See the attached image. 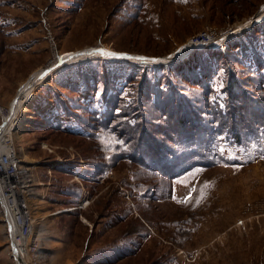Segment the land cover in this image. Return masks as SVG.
<instances>
[{
	"label": "rangeland",
	"instance_id": "rangeland-1",
	"mask_svg": "<svg viewBox=\"0 0 264 264\" xmlns=\"http://www.w3.org/2000/svg\"><path fill=\"white\" fill-rule=\"evenodd\" d=\"M263 8L264 0H0V104L7 113L10 102L2 99L12 84L5 79L20 77L9 92L18 86L17 96L20 85L59 53L85 52L31 88L18 116L23 126L13 129L14 149L36 191L29 199L42 251L29 254L27 263L264 264V118L253 126L247 147L226 141L231 138L222 131L206 156L223 161L174 179L139 169L141 155L132 147L138 131L123 133L136 127L158 140L160 156H167L175 148L174 122L162 115L152 125L158 117L150 116L160 113L153 105L173 92L209 118L210 106L226 98L228 73L264 106V76L257 74L264 69L250 59L251 52H264V24L259 33L242 36ZM246 23L245 30H233ZM207 29L231 32L225 47L238 37L240 48L232 49V42L210 48L227 55L199 84L168 65L186 60L188 52L173 53ZM13 49L21 55L1 58ZM101 50L107 52L89 55ZM121 53L153 62L114 59ZM169 55L178 57L157 64ZM147 87L150 100L142 97ZM114 113L120 116L113 119ZM2 223L0 216V264H15Z\"/></svg>",
	"mask_w": 264,
	"mask_h": 264
},
{
	"label": "trees",
	"instance_id": "trees-1",
	"mask_svg": "<svg viewBox=\"0 0 264 264\" xmlns=\"http://www.w3.org/2000/svg\"><path fill=\"white\" fill-rule=\"evenodd\" d=\"M261 24H264V21L256 24L247 32H243L244 34L242 33V36L251 33H259L261 30L259 26ZM237 39L238 37H235L230 41V43H233L231 46L232 49L239 50L240 45ZM230 43L229 45L227 44L225 48L230 47ZM226 53L227 52L223 49H195L188 54L186 60H183V62L181 61L178 65L170 64L168 67L180 71L189 81L194 83L198 82L200 84L204 79H208L212 76L215 72V63L218 64L219 67V63L217 62L225 57L227 55ZM253 53V56L252 52L250 53V59L254 60V64L256 67L258 66L259 71L263 70L264 52L259 53L254 51ZM236 60L241 62L242 59L239 60L236 58ZM241 63L244 64L243 62ZM260 73L261 72L257 73L258 76L263 77L264 73ZM51 75L52 74H50V76ZM198 76H202V78ZM160 81H158L157 84H162ZM226 82L224 90L226 98L223 102H220L222 106L218 104L217 107L214 108L209 105L213 110L212 113L208 114L209 118H205L199 114L204 112L200 111L202 107L199 109L196 106L197 103L192 106L182 96H179L181 99L176 98L173 92L164 94L161 98L162 104L156 103L153 105L162 114L159 113V116L158 114L155 116L149 115L150 118L158 117V121H156L157 119L149 121L152 125H159L162 115L165 117L168 115L167 121L171 123L172 121L174 122V130L171 131H174L176 135V138L173 139L175 148L171 153L167 152V156L163 158L160 156L157 149L158 140L153 141L152 138L145 137L141 130H136V127L126 126V129L123 131L125 135L133 132L132 128H134L136 133L138 131V139L135 140L136 143L132 147H135L134 155L140 153L141 156L138 158V163L135 165L148 173L156 174L167 179H174L184 172L189 171L191 168H210L211 166L221 163L223 161L222 156L218 155L208 159L206 153H213L215 149L213 140L216 134L222 131L227 132L228 136L231 138L226 141H231L238 147H247L248 139L252 133L256 131L253 129V126L255 124L262 125L260 123V118H264V106H262L263 103L254 101L251 98L250 90L242 88V83L235 76L230 75V73L226 74ZM203 86L206 91L209 92L210 87L207 86V84ZM164 87L165 88H161V90L166 92V86ZM142 92V97L146 99L147 96V99H149L150 92L148 87L147 92L143 90ZM118 100L119 96L115 95L113 104H115V102L117 103ZM116 109H118L120 114L123 111V109L118 107H116ZM250 111H254L253 114ZM120 114L114 113L113 119H116ZM139 116H141V114ZM145 123H147L146 120ZM245 130L248 132L247 135L243 134ZM255 141L258 142L259 138ZM217 143L221 144V141H217ZM224 144L226 143L224 142ZM144 188L147 191L150 190V188L142 187L140 189L136 186V189H140V191ZM142 195L143 194H141V196Z\"/></svg>",
	"mask_w": 264,
	"mask_h": 264
},
{
	"label": "built area",
	"instance_id": "built-area-1",
	"mask_svg": "<svg viewBox=\"0 0 264 264\" xmlns=\"http://www.w3.org/2000/svg\"><path fill=\"white\" fill-rule=\"evenodd\" d=\"M46 27L48 28L47 23ZM228 37L229 35L225 36V33H218L212 29L204 30L200 35L191 37L186 43L188 54L195 49L223 48ZM46 39L50 44H53V38L48 31L46 32ZM5 113L6 108H3L0 111L2 119ZM34 189L35 183L30 169L19 157L13 144L6 139L0 147V216L3 222V230L8 236L10 246L11 243L17 249L24 246L29 254L40 256L37 250L39 241L35 231L37 223L32 217L29 199V196L36 195ZM10 251L13 257L15 254L13 249ZM14 263L18 264L15 261Z\"/></svg>",
	"mask_w": 264,
	"mask_h": 264
},
{
	"label": "bare ground",
	"instance_id": "bare-ground-1",
	"mask_svg": "<svg viewBox=\"0 0 264 264\" xmlns=\"http://www.w3.org/2000/svg\"><path fill=\"white\" fill-rule=\"evenodd\" d=\"M254 19L255 20H258L257 23L259 21H261L262 19H264V8H263V10L258 15L255 16ZM247 23H249V22H247ZM246 24L243 25L242 27H236L233 30L239 32L241 29H243L244 26L247 27L249 25V24H247V25ZM233 30H231V31H233ZM227 33H229V34H227ZM227 33L225 34V36L232 34L231 32H227ZM234 33H236V32H234ZM181 49L182 50H185V51H176L173 54L174 55H182V54L185 53V55H186V52H188V50L185 48V45L182 46ZM105 52H107V51H104V50L103 51H93L89 55L92 56V54H93V56H99L100 53H105ZM84 54H85V52H81L80 53V56H78V54H76L75 52H71V51L59 53L58 55H56V58L53 61H51L50 64L47 65L48 68L46 67L47 68L46 70L49 69L48 70V72H49L50 71V68H52L53 64H56V63L59 62L58 61V57L59 56H60L59 58H60L61 61L77 62L79 58L80 59L83 58L82 55H84ZM162 60L160 62H158L157 64L166 61L165 58H164L163 61ZM149 62L152 63L153 61H150L149 60L148 63ZM46 70L41 71V72H37L36 74L33 73V75L30 76V81L27 82V83H25V84H23L20 87V91L17 94L18 98H16V100L14 101V104H12V102H11L10 106L7 108L8 113L6 112L3 115V121L0 124V147L5 143V140L6 139L9 140V142L11 144H13L12 143L13 134H15V133L17 134L18 133V132H15L16 130H13V129H16L18 127V130H19L23 126V125L18 124V122L20 121L18 116L20 115L21 111H24L25 110V108H26V106H25L26 100L29 98V96H30V98L32 97L31 96L32 95L31 88L34 87V86H36V85H38V84H40L41 82H43L46 79V76H45L46 75V72H47ZM43 77H45V79H42ZM2 110H3V107H0V111H2ZM30 118H32V117H30ZM13 131H14V133H13ZM64 209L67 210L69 208H64ZM62 212H65V211H62ZM7 238H8V236H7ZM8 245L10 246L9 241H8ZM11 246H10L11 247L10 250L13 249V251L15 253V254H13V258L16 259V261L19 264H29V262L27 263V261H29L30 256H29V253L26 252V248L23 246V247L17 249V247H15L13 243H11ZM40 248H37L38 254H40L39 252H41V249ZM10 254H11V251H10Z\"/></svg>",
	"mask_w": 264,
	"mask_h": 264
},
{
	"label": "water",
	"instance_id": "water-1",
	"mask_svg": "<svg viewBox=\"0 0 264 264\" xmlns=\"http://www.w3.org/2000/svg\"><path fill=\"white\" fill-rule=\"evenodd\" d=\"M255 16L256 15H254L253 16V19L252 20H250V22H249V24H250V26L248 27V28H251L252 26H254L255 24H257V21L258 20H255L254 18H255ZM248 28H246V29H248ZM241 30H245V27L243 28V29H241ZM184 45V44H183ZM182 45V46H183ZM186 45V44H185ZM181 46V47H182ZM188 45H186L185 46V48L186 49H188V47H187ZM180 47V48H181ZM179 48V50L178 51H185V50H182V49H180ZM85 49H82V51H84ZM81 50H76L75 52L76 53H79ZM122 55H119V57H117V58H114V59H116V60H127V61H132V62H136V61H133V60H129V58L130 59H135L136 57L138 58V59H135V60H138V62H143V63H148V61H145L144 60V57L145 56H140V55H137V54H127V53H121ZM188 55V54H187ZM124 56H126V57H124ZM60 57V56H59ZM58 57V63H56V64H53V66H52V68H50V71L48 72V70H46L47 68H45L44 70H46L47 72H46V78L54 71V70H56L58 67H61V66H63V65H66V64H69V62L68 61H61L60 60V58ZM178 56H174V55H169L167 58H166V61L165 62H162V63H160V64H166L167 62H170V60L171 59H174V58H177ZM92 58V57H91ZM88 59H90V58H88ZM85 60H87V59H85ZM84 60V61H85ZM42 79H45V77H43ZM16 98H18V96H15L14 98H13V100H12V104H14V101L16 100Z\"/></svg>",
	"mask_w": 264,
	"mask_h": 264
},
{
	"label": "crops",
	"instance_id": "crops-1",
	"mask_svg": "<svg viewBox=\"0 0 264 264\" xmlns=\"http://www.w3.org/2000/svg\"><path fill=\"white\" fill-rule=\"evenodd\" d=\"M20 52V51H19ZM17 53V52H14V49H13V52H5V53H3V54H1V58H3V56H4V59L6 60L7 58H10V57H13V56H16V55H21L20 53ZM6 57V58H5ZM7 60H9V59H7ZM5 62V61H4ZM5 64V63H4ZM8 65H10V64H8V63H6V67L5 68H7L8 67ZM24 70H26V68L24 69ZM39 72H41V71H39ZM33 73H37V71L35 72H33ZM34 74V75H35ZM33 75V74H32ZM23 79V78H22ZM6 81H8V83H10V84H12V87H13V84H15V83H17L18 85H19V82L21 83V81H19L20 80V77H17V80L16 81H11V79H5ZM30 81V78L28 79V80H26L25 82H23L21 85H20V87L23 85V84H25V83H27V82H29ZM12 87L10 88V90H7L8 91V97H7V95L2 99V100H7V102L9 103V105L8 106H10V104H11V102H12V100H13V96H14V94H15V92H16V90H17V88H18V86L16 87V89L13 91V93H12V95L10 94L9 95V92H12ZM20 89V88H19ZM15 97V96H14ZM12 98V99H11ZM11 100V101H10ZM0 106H2L3 108L4 107H6L4 104H0ZM41 251H42V249H41ZM39 255H41V253L39 254Z\"/></svg>",
	"mask_w": 264,
	"mask_h": 264
},
{
	"label": "snow or ice",
	"instance_id": "snow-or-ice-1",
	"mask_svg": "<svg viewBox=\"0 0 264 264\" xmlns=\"http://www.w3.org/2000/svg\"><path fill=\"white\" fill-rule=\"evenodd\" d=\"M101 51H103V50H101Z\"/></svg>",
	"mask_w": 264,
	"mask_h": 264
}]
</instances>
